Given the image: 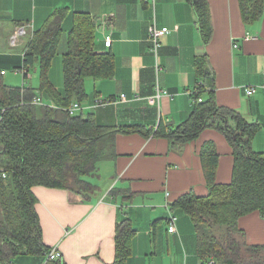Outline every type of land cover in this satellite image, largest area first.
Segmentation results:
<instances>
[{"label":"crops","instance_id":"1","mask_svg":"<svg viewBox=\"0 0 264 264\" xmlns=\"http://www.w3.org/2000/svg\"><path fill=\"white\" fill-rule=\"evenodd\" d=\"M208 1L213 33L206 43L195 8L187 0H0V83H5L7 69L22 67L35 31L56 10L68 9L62 55L76 21L86 19L92 24L95 51L111 53L114 61L111 77H86L85 95L71 97V104L81 105L73 115H90L104 126L143 129L117 132L105 140L108 156L100 161L98 173L88 178L97 186L91 196L82 198L64 188L32 187L44 242L58 247L64 263H114L117 223L128 218L135 235L127 264H202L193 222L173 203L191 191L198 196L209 193L201 156L206 143L219 154L216 182H231L233 147L213 127L185 142L151 132L161 122L174 128L184 123L194 109V92L201 91L203 100L214 95L218 105L256 123L252 148L264 152V15L247 25L239 0ZM26 23L32 27L20 44L12 45L16 27ZM153 25L170 29L157 55L149 40ZM106 35L112 36L110 46ZM197 59L210 70L206 77L199 73ZM49 80L65 94L64 71L61 82ZM252 86L257 90L248 94L246 88ZM43 93L39 97L45 104L59 107L52 93L48 101ZM122 94L126 100L119 99ZM99 97L117 101L98 105ZM171 213L178 217L175 233L168 230ZM238 227L249 244L264 245L261 212L241 216ZM45 260V254H23L0 264H44Z\"/></svg>","mask_w":264,"mask_h":264},{"label":"trees","instance_id":"2","mask_svg":"<svg viewBox=\"0 0 264 264\" xmlns=\"http://www.w3.org/2000/svg\"><path fill=\"white\" fill-rule=\"evenodd\" d=\"M187 1L195 8L202 37L208 43L213 33L209 1ZM239 2L245 24H253L264 15V0ZM67 14L68 9L52 13L35 31L24 53L22 67L28 71L37 70L38 64L41 67L40 89L0 83V167L8 171V177L0 180L2 263L23 254L43 255L52 248L44 242L33 186L64 188L82 198L91 196L97 186L88 178L98 173L100 161L108 156L105 140L117 132L143 130L139 126L100 125L90 115H73L64 108L71 104L73 95H85L86 77L107 78L114 71L112 54L94 49L91 22L76 21L68 36L67 51L62 55L65 94L52 86L48 74L60 51ZM202 63L197 59L199 73L209 75L210 70L204 69ZM46 89L60 103L59 107L33 102ZM199 97L201 91L196 92L192 114L180 126L174 128L161 122L151 132L185 142L197 138L205 128L220 130L233 147V176L227 184L216 182L219 154L213 144L206 143L201 156L209 193L198 196L191 191L173 205L193 222L202 264H264V245L249 244L238 227L243 215L256 210L264 215V152L252 148L258 125L236 110L218 105L214 95L202 101ZM220 229H225V233ZM134 235L128 218L117 223L116 260L112 264H127ZM44 264L66 263L60 258L45 260Z\"/></svg>","mask_w":264,"mask_h":264},{"label":"built area","instance_id":"3","mask_svg":"<svg viewBox=\"0 0 264 264\" xmlns=\"http://www.w3.org/2000/svg\"><path fill=\"white\" fill-rule=\"evenodd\" d=\"M32 27V23H26L23 25H19L16 27L14 33L11 36L10 42L12 45L16 46L18 44H20L21 40L23 39V37L26 36L27 32H28V28ZM170 32L169 27L165 26L162 28L157 27L156 25L151 26L150 28V33H149V40L152 43V51L157 55L158 51H159V47L162 45L163 39L164 37ZM249 37V36H248ZM251 37V36H250ZM107 46H110L112 43V36L111 35H106V41H105ZM235 46H237V44H235ZM159 65V64H158ZM160 68V66L158 67ZM19 71L23 74L26 75V78L29 77V71L23 66L19 69ZM257 90L256 87L252 86V87H247L246 88V92L248 94H253L255 93ZM194 94V99H195V95L196 92L193 93ZM158 96H161V92L158 93ZM120 100H126L127 97L125 94H122L119 98ZM199 101H202L203 99L201 97L198 98ZM117 99L116 98H105V97H99L97 99V104L98 105H107L110 104L112 102H116ZM34 103H38V104H45L43 99L40 97H37L34 99L33 101ZM65 109H67L71 114H75L77 110H79L81 108V105L79 102H74L72 104H70L68 107H64ZM8 177V171L6 168L4 167H0V180L5 179ZM263 219H264V215H263ZM177 220L178 217L171 213L170 216L167 219V223H168V230L170 233H175L177 231ZM46 260H55V259H60L61 258V253L58 249V247H52L46 254ZM211 263H214V260L210 261Z\"/></svg>","mask_w":264,"mask_h":264},{"label":"rangeland","instance_id":"4","mask_svg":"<svg viewBox=\"0 0 264 264\" xmlns=\"http://www.w3.org/2000/svg\"><path fill=\"white\" fill-rule=\"evenodd\" d=\"M24 38V37H23ZM19 49V48H18ZM6 62V61H3ZM2 62V63H3ZM17 62V61H16ZM13 64V63H11ZM10 64V65H11ZM8 73L4 76V81L8 85L12 86H23V83H26V87H35L37 89H40L41 84V67L38 64L37 70L31 69L29 70L30 77L24 78V75L19 72L17 69H7ZM49 78L52 79L54 83L61 82L63 78V70H62V53L59 51L57 55L55 56L52 66L50 68L49 72ZM44 98L48 101L49 92L47 89L43 90ZM221 233H225V229H220Z\"/></svg>","mask_w":264,"mask_h":264}]
</instances>
